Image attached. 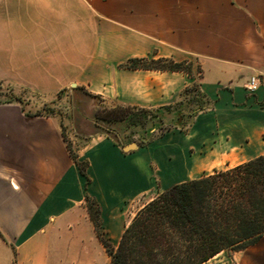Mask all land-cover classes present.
I'll return each instance as SVG.
<instances>
[{"label": "crops", "instance_id": "1", "mask_svg": "<svg viewBox=\"0 0 264 264\" xmlns=\"http://www.w3.org/2000/svg\"><path fill=\"white\" fill-rule=\"evenodd\" d=\"M138 58L199 70L124 66ZM256 74H264V0H0V84L82 88L104 105L69 123L86 188L58 119L0 103V264H98L77 255L106 252L87 194L117 246L164 191L264 155V87L246 88ZM195 86L207 105L187 112L193 90L185 92ZM116 106L167 111L155 119L173 127L119 142L96 119L98 109ZM234 259L264 264V237Z\"/></svg>", "mask_w": 264, "mask_h": 264}, {"label": "trees", "instance_id": "2", "mask_svg": "<svg viewBox=\"0 0 264 264\" xmlns=\"http://www.w3.org/2000/svg\"><path fill=\"white\" fill-rule=\"evenodd\" d=\"M190 64L138 58L129 60L124 66L191 73L192 70L185 68ZM192 90H198V86L185 93ZM205 108L203 103L199 104V110ZM137 111L143 116L134 113ZM97 113V121L124 123L135 128L144 127L152 114L149 110L132 107L104 109ZM68 147L87 179V188L90 183L87 164L78 161L69 142ZM86 201L100 242L111 259L110 264H205L222 252L241 250L264 237V155L164 191L139 211L117 248L104 238L97 201L89 194Z\"/></svg>", "mask_w": 264, "mask_h": 264}, {"label": "rangeland", "instance_id": "3", "mask_svg": "<svg viewBox=\"0 0 264 264\" xmlns=\"http://www.w3.org/2000/svg\"><path fill=\"white\" fill-rule=\"evenodd\" d=\"M190 63V65L185 66L187 70H192L193 66L195 65L194 62ZM161 66L164 65L162 64ZM197 69L198 68L195 65L194 71L197 72ZM15 101L20 103L23 106L25 112L30 116H47L58 119L62 124L63 133L68 139L70 145L71 142L69 140V134L71 125H69V123H72L74 117L79 114H90L92 112V103L100 105V107H104V105L101 104V100L99 98L92 97L86 90L82 88L71 89L70 91L62 93H38L29 88L23 87L14 89L10 85L0 84V103H9ZM200 103H203L205 106L207 105V103L201 96V93L199 91L193 90L191 92V95L185 99L182 109L187 112H191V110H193L195 106L199 105ZM115 108H118V106H116ZM104 109L105 108H100L97 110V112L99 110L103 111ZM97 112L96 115L98 114ZM134 113L141 114L143 116L142 112L137 111ZM166 113L168 112H153L152 114H150L148 123L144 127L135 128L128 127V125L124 123L112 124L98 121L97 128L100 133L108 134L109 136L114 137L119 142L123 140H134L139 142L148 141L151 138L162 135L173 127V125L168 121L161 123L158 122V118L155 119V117ZM126 229L124 230V232L126 231ZM102 232L104 234V238L112 243L111 239L106 235V231L103 225ZM112 245L114 246V244ZM118 245L114 247L117 248ZM245 248L241 250H244ZM241 250L222 252L206 264H229L235 260V254ZM77 255L84 258H90V260L96 261L98 264H110L111 262V259L108 256L107 252H99L94 250L93 248H91L86 254H80L78 251Z\"/></svg>", "mask_w": 264, "mask_h": 264}, {"label": "built area", "instance_id": "4", "mask_svg": "<svg viewBox=\"0 0 264 264\" xmlns=\"http://www.w3.org/2000/svg\"><path fill=\"white\" fill-rule=\"evenodd\" d=\"M262 87H264V74L252 76L246 85L247 90L250 92H256Z\"/></svg>", "mask_w": 264, "mask_h": 264}, {"label": "water", "instance_id": "5", "mask_svg": "<svg viewBox=\"0 0 264 264\" xmlns=\"http://www.w3.org/2000/svg\"><path fill=\"white\" fill-rule=\"evenodd\" d=\"M73 87H76V85L74 84Z\"/></svg>", "mask_w": 264, "mask_h": 264}]
</instances>
